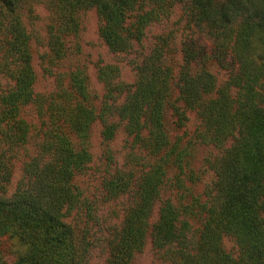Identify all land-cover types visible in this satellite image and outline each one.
Here are the masks:
<instances>
[{
    "label": "trees",
    "instance_id": "trees-1",
    "mask_svg": "<svg viewBox=\"0 0 264 264\" xmlns=\"http://www.w3.org/2000/svg\"><path fill=\"white\" fill-rule=\"evenodd\" d=\"M18 1L0 0V74L12 82L0 93V238L16 246L13 264L86 263L91 246L87 231L73 228L64 215L78 203L73 177L90 160L84 140L96 119L104 140H111L124 124L133 147L156 158L134 180L131 173L117 170L103 183L111 196H132L121 229L110 242L108 264H129L141 250L156 202L158 217L149 231L152 245L175 264H264V0L185 3L188 23L213 45L207 53L192 37L181 43L176 77L180 104H171L175 124L183 126L186 113L194 111L203 142L221 147L231 141L210 163L214 180L201 207L198 232L186 218V209L160 198L165 175L162 156L170 143L163 124L173 80L167 63L170 36H158L149 53L134 65L132 85L119 80L116 66L99 68L105 94L98 112L86 105V89L78 73L71 75L68 90L48 101L33 91L29 35L16 10ZM51 1L57 25L48 43L53 54L61 57L60 33L75 29L78 10L94 8L100 38L113 53H125L141 43L149 25L167 17L174 3L185 0ZM209 60L228 71L221 86L204 68ZM28 104H35L47 118L42 121L36 153L23 166V179L5 198L11 160L32 137L29 124L19 116ZM177 169L175 185L180 188L182 166L177 164ZM225 236L235 240L236 257L222 248Z\"/></svg>",
    "mask_w": 264,
    "mask_h": 264
},
{
    "label": "rangeland",
    "instance_id": "rangeland-1",
    "mask_svg": "<svg viewBox=\"0 0 264 264\" xmlns=\"http://www.w3.org/2000/svg\"><path fill=\"white\" fill-rule=\"evenodd\" d=\"M174 3L167 17L152 23L145 29L140 44L125 53H113L99 35L100 20L94 8L75 12V29L70 33H60L64 55L57 57L49 46L52 27L57 25L56 7L51 0H19L17 12L29 35V52L34 72V94L47 98H58L62 89L68 90L70 78L78 73L83 79L87 99L86 105L96 112L104 101V85L99 79V68L106 65L116 66L119 80L132 85L136 80L134 65L140 63L154 46L158 36H170L167 63L172 69L170 96L163 111L164 130L169 140L168 149L161 162L165 170L161 199L170 201L181 210L186 209V218L192 229L197 231L203 222L202 205L206 201V191L214 180L210 163L221 155L231 141L221 147L203 142L200 121L194 111H188L187 121L183 126L175 124L171 104H180L176 77L181 63V43L188 37L204 46L207 53L212 49L211 40L190 25L185 15V3ZM204 68L211 72L218 86L228 77V71L220 68L214 60H209ZM12 86V82L0 74V93ZM121 99V98H120ZM119 99V100H120ZM20 118L31 128V139L15 152L11 160L12 176L6 185L3 197L9 198L23 179V166L36 153L41 140L42 117L35 104H28L20 110ZM102 126L98 119L91 124L88 136L84 140L90 160L85 167L75 174L73 184L78 195V203L65 212L64 221L76 230L85 229L91 242L85 264H108L110 242L121 229L126 210L132 204V196L124 193L116 196L107 194L103 183L110 179L117 170L131 173L133 180L147 170L156 158L147 151L133 147L131 137L124 124H120L111 140L101 136ZM159 157H157L158 159ZM177 164L182 166L180 178L183 187L175 185L179 175ZM128 178V177H126ZM189 211V212H188ZM158 217V202L153 206L147 220L148 226L143 237V245L129 264H175L157 251L150 238V227ZM222 248L231 256L238 255V247L232 237L225 236ZM16 246L0 238V264H13Z\"/></svg>",
    "mask_w": 264,
    "mask_h": 264
}]
</instances>
